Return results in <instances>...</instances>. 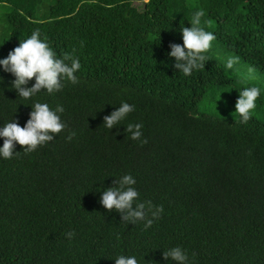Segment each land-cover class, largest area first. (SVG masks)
<instances>
[{
  "label": "trees",
  "instance_id": "1",
  "mask_svg": "<svg viewBox=\"0 0 264 264\" xmlns=\"http://www.w3.org/2000/svg\"><path fill=\"white\" fill-rule=\"evenodd\" d=\"M201 9L216 39L205 67L185 76L171 44L183 45ZM4 23L0 60L38 29L81 68L77 83L24 99L0 65V128L26 126L36 102L63 106L66 124L33 152L17 143L11 159L0 155V264H176L163 256L173 247L189 264H264V0H0ZM230 56L239 61L226 69ZM245 87L260 90L246 124L235 113ZM124 102L135 110L105 127ZM137 123L146 144L126 132ZM128 174L138 202L163 205L148 229L100 202Z\"/></svg>",
  "mask_w": 264,
  "mask_h": 264
},
{
  "label": "clouds",
  "instance_id": "2",
  "mask_svg": "<svg viewBox=\"0 0 264 264\" xmlns=\"http://www.w3.org/2000/svg\"><path fill=\"white\" fill-rule=\"evenodd\" d=\"M205 15L204 10L197 11L190 20L191 27H183V45L171 44L169 55L175 58L174 67L181 71L185 76H190L194 69L199 70L205 67L208 57L204 53L211 48V42L216 39L212 32L205 31L201 27V18ZM210 23V22H208ZM71 60L69 66L65 63ZM239 57L230 56L226 61V69H232L238 63ZM0 65L4 70L15 75L13 82L19 97L30 99L41 90H47L49 94L58 92L62 89V78L77 83L75 75L81 68L78 58H73L65 54L63 59H57L55 52L46 42L41 41L40 31L35 30L30 38L21 41L9 55L0 60ZM35 78L32 87H25L30 80ZM260 96V90L256 87H245L240 90V96L236 102V110L240 116V123L246 124L251 118L253 110L256 108V100ZM33 111L26 126L22 127L18 122H9L0 128V137H4L3 146L0 147V155L11 159L14 154L16 144L23 146L27 153L37 150L38 147L47 144L54 139L56 134L61 133L66 124L61 122L57 113H63V106H57L56 110L50 109L47 104L36 102L32 105ZM135 110L134 105L127 102L112 112L111 115L104 117V126L112 129L113 126L121 124L129 113ZM142 124H127L126 132L131 134L132 140H139L141 145L146 144V138L141 139ZM75 136V132L68 135L70 141ZM18 153V152H17ZM115 187H110L103 192L100 202L109 211L116 210L122 214V221L135 224L137 221H145V229L150 228L154 220L161 217L163 205L155 206L151 201L138 202L139 193L132 187L136 180L131 174L124 175L114 181ZM151 217V218H149ZM69 239L73 238L74 232L65 234ZM165 259L171 258L176 264H189L188 256L180 247H173L164 251ZM115 264H138L133 257L119 256L115 258Z\"/></svg>",
  "mask_w": 264,
  "mask_h": 264
},
{
  "label": "rangeland",
  "instance_id": "3",
  "mask_svg": "<svg viewBox=\"0 0 264 264\" xmlns=\"http://www.w3.org/2000/svg\"><path fill=\"white\" fill-rule=\"evenodd\" d=\"M137 4L139 5L140 3L137 2ZM48 5H49L48 3H45V7H47ZM6 10H7L6 7L2 8L1 12H5ZM4 25H5V30L1 29L2 25L0 24V29H1L0 30V44H1L2 39L4 38V36H7L6 30L9 28V24L4 23ZM201 107L202 108H214L215 105L211 101H209L207 98H205V99L203 98V103H202ZM256 108H257V101H256Z\"/></svg>",
  "mask_w": 264,
  "mask_h": 264
}]
</instances>
